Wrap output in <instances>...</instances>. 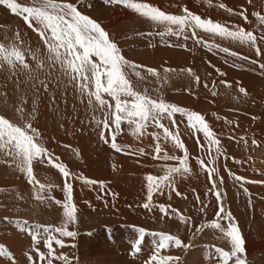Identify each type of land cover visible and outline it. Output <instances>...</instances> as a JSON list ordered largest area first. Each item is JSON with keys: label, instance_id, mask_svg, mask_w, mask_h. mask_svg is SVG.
Wrapping results in <instances>:
<instances>
[{"label": "rangeland", "instance_id": "rangeland-1", "mask_svg": "<svg viewBox=\"0 0 264 264\" xmlns=\"http://www.w3.org/2000/svg\"><path fill=\"white\" fill-rule=\"evenodd\" d=\"M17 2L23 6L33 5V0ZM68 2L76 4L83 14L100 23L110 38L118 43L122 54L128 60L151 67L159 73L160 78L157 79L148 76L147 72L141 69V74L146 77L143 81L134 75L130 76L138 90L147 89L153 98H162L166 102L204 115L211 130L220 140L221 151L224 153L214 165L218 170L214 177L223 178V184L217 179V186L222 191L224 207L231 211L238 223L245 245L253 247L251 252L246 250L247 264H264V183L244 184L251 194L249 197L235 181L234 176L229 175L230 171L245 180L264 182V69L259 67L260 63H264V55L258 57L255 49L248 45L199 30L197 35L203 41L215 44L218 48L209 51L203 44H197L191 38L184 40L166 36L161 40L156 33L162 31L163 26L154 25L129 9L105 5L103 0ZM139 2L149 3L169 14H182V7L187 6L202 18H210L229 27L240 26L257 36V44L264 51V40L260 39L264 36V25L259 24L252 15L256 11L264 14V0H252L251 4L248 0H211V6L209 0ZM221 3L236 12L240 11L241 6L246 8L248 22L238 15L218 8L217 5ZM173 27L175 29V26ZM16 30H19L26 46L32 50L39 49L42 57L46 54L43 41L37 33L28 28L21 17L11 15L6 8L0 6V42L7 43L5 37L13 36ZM148 32H151L152 36L138 35ZM188 35L190 37L191 33ZM169 44H186L187 49L168 46ZM220 47L228 48L230 52L237 53V56L220 52ZM27 59L33 69L32 78L26 71L18 70V73L13 75L7 68L0 69V114L16 118L18 114L14 112L13 106L19 105L21 98L26 100L23 104L25 116L27 117L33 108L36 109L33 126L39 130L42 142L60 158V162L76 176L83 175L89 179L103 181L106 191L116 194H105L98 186H85L77 179L71 181L73 201L78 209V223L70 225L69 230L76 231L77 235L74 239L58 237L68 245L57 247L58 254L62 252L68 255L71 264H86L87 259L93 257L94 244L91 239L94 237H139L140 229L145 230V237H159L161 232L186 237L184 240L187 241L184 242L190 247L195 240L191 241L192 239L187 237H195L196 240L201 237H224L218 230L210 227L205 228L203 232H196V227L201 223H210L217 211L215 197L212 194L205 196L211 186L207 172L202 171L197 163V158H202L205 162L209 159L208 146L204 144L201 133L194 136L187 127V121L179 114L175 117L178 128H173L168 120L162 121L172 132H179L188 150L191 173L175 178V188L183 194L182 196L178 197L174 191L166 189L163 195H154V206L151 209H145L142 205L146 202L147 195L146 175H162V165L177 166L178 162L153 159L156 141L151 135L135 138L128 131L126 124L122 125L124 131L117 136L116 141L124 147V152H115L100 140V128L95 124V119H104V112L98 108L94 110L88 105L87 98L81 97L74 83L68 82L59 66L46 65L45 69L39 70L30 56ZM251 60L258 63L252 64ZM165 69L171 71L165 72ZM188 69L195 75H189ZM216 69L226 75H218ZM196 76L200 78L199 84L195 82ZM40 80L48 84L47 91L39 83ZM222 80L227 81L231 87L221 84ZM205 83L207 87L204 86ZM240 87L246 89L247 95L239 92ZM213 92L216 95H212ZM148 131L162 132L154 128H149ZM197 137L200 143L204 144L203 149L198 146ZM241 137H244L247 143L241 140ZM253 140L257 141L256 145L252 143ZM160 143L164 150L161 156L164 152L168 155H183L171 142L161 140ZM141 149L143 155L126 154L139 153ZM211 155H215L214 150ZM9 159L0 153V160ZM33 168L37 180L52 184L54 187L51 189V195L63 201L64 178L58 170L46 162H34ZM41 194L45 197L48 195L47 191ZM197 194L203 203H197ZM34 195V189L27 182L24 173L16 169L14 164L0 163V244L6 245L11 251L16 264H29L26 253H31L34 258L36 256L32 251L30 232L26 231L24 226L30 225L31 231L35 232L37 229H33L34 226H59L62 221L61 206L47 199L40 202ZM205 204L207 208L202 213L200 208ZM159 205H170V213L171 209H177L184 216L191 217L192 227L180 223L179 217L174 214L171 218L163 216L165 222L159 224L154 218H162ZM221 224L227 226L224 221H221ZM36 247L46 252L43 242ZM230 250L228 248V251ZM0 264L11 262L5 257L0 258ZM54 264L61 262L54 261Z\"/></svg>", "mask_w": 264, "mask_h": 264}, {"label": "snow or ice", "instance_id": "snow-or-ice-1", "mask_svg": "<svg viewBox=\"0 0 264 264\" xmlns=\"http://www.w3.org/2000/svg\"><path fill=\"white\" fill-rule=\"evenodd\" d=\"M105 5L121 6L151 21L154 25L163 26V30L157 32L161 40L166 36H174L187 40L191 38L197 44H203L209 51L218 48L217 45L203 41L197 31L209 33L219 36L223 39L239 42L255 49V54L259 57L264 55V51L257 44V36L252 31H246L244 28L232 25L214 22L210 18H202L199 14L193 13L187 6L182 7V14H169L161 10L159 7L149 3L139 2V0H103ZM251 4L252 0H248ZM211 6V0H209ZM0 6L6 8L11 15L21 17L28 28L32 29L43 41L46 54L42 57L40 50H32L25 45L21 38L19 30H16L11 37H5L6 42H0V69L7 68L11 74L16 75L18 70L26 71L32 78L33 69L28 62L27 57L30 56L36 63L39 70L48 67L59 66L62 74L67 77L69 83H74L75 88L81 97L87 98V103L94 110L98 108L104 112V119H95V124L100 128L99 138L103 143L109 145L117 153L124 152V147L119 145L117 136L124 129L122 125L128 126V131L132 136L139 139L145 135H151L155 145V155L153 159H162L164 161H177V166H161L162 175L148 174L146 180V202L142 207L151 209L153 205V197L156 193L164 194L165 190H171L178 197L183 194L175 188V178L177 176L184 177L191 173L189 166V154L184 142L181 140L179 132H172L170 128L162 123L163 120L171 122L173 128H178L176 115L183 117L187 121V127L195 136L201 133L204 144L208 146L209 159L205 162L202 158H197L202 171L207 172L208 183L211 185L205 193V196L212 194L216 200L217 211L210 223H201L196 227V232H203L205 228L210 227L218 230L230 243V251H226L219 247L214 249L218 254L220 264H247L245 240L230 210L224 207L223 195L221 189L217 186V179L223 184L222 177H214L218 172L214 167L216 160L224 155L221 151L220 140L211 130L209 124L205 120L204 115L196 111L188 110L176 104L166 102L162 98H153L149 95L147 89L138 90L137 85L133 83L130 76H135L138 80L146 79L141 74V69L147 72L148 76L159 79V73L144 65L128 60L123 54L118 43L110 38L109 33L101 26L100 23L83 14L78 6L68 0H33L32 6H23L17 0H0ZM232 15H238L245 22H248L247 9L241 6L239 12L227 7L223 3L217 5ZM259 24L264 25V14L260 11L253 12ZM175 26V29L174 27ZM6 27V26H5ZM191 33L189 37L188 33ZM144 36H152L151 32L138 34ZM264 40V36L260 37ZM155 46V45H150ZM173 47H184L185 45H172ZM220 52L228 53L231 56H237V53L230 52L228 48H219ZM239 59L248 60V57H238ZM252 64L258 63L256 60L250 61ZM214 67V66H213ZM259 67L264 69V63H260ZM171 71L165 69V72ZM189 75L194 76L191 69L187 70ZM218 75L225 76L226 73L216 69ZM195 82L199 84L200 78L195 77ZM39 83L48 89V84L44 80ZM226 87L231 85L222 80L220 82ZM208 85L205 83L204 85ZM187 91V90H186ZM239 92L247 95L246 89L239 88ZM212 95H216L215 92ZM6 97V94H5ZM105 97L110 98L106 99ZM54 99V97H53ZM111 101V102H110ZM26 100L21 98L19 105H14L13 110L17 115L16 118H9L4 114H0V153L9 160H0V163L9 165L14 164L15 168L24 173L27 182L34 189V198L40 202L45 199L54 202L62 207V221L59 226L40 225L35 232H31L32 251L35 252V258L31 253H26L29 264H54L59 261L61 264H71V258L64 253H57L56 248H63L65 244L61 238L74 239L77 235L76 231L69 230L70 225L78 223V209L73 201V185L71 181L77 179L85 186H98L101 192L115 196V193H108L106 185L103 181L86 178L83 175H74L69 171L60 158L50 151L41 140V133L33 126V120L36 118V109L25 116L23 104ZM255 119V117H254ZM231 123V122H229ZM102 125V127H101ZM149 128L159 129L161 131L149 132ZM232 138V137H230ZM245 140L244 137L240 138ZM171 142L172 145L179 149L183 155H168L167 152L161 156L163 148L160 141ZM245 143L247 141L245 140ZM254 145L257 141L253 140ZM198 146L203 149L204 144L200 143L197 137ZM67 147V146H65ZM215 155H211L212 151ZM132 155H143L141 149L139 153H126ZM34 162L52 166L64 178L62 191L64 193L63 201L55 199L51 195L52 184L41 183L34 175ZM230 176H234L236 182L244 189L249 197L251 194L244 187L246 183H264L258 181L245 180L239 175H235L229 171ZM47 191L45 197L41 193ZM197 203H203L199 195L196 196ZM251 204V199H249ZM159 211L163 216L174 214L179 217L180 223L192 227L191 217L184 216L177 209H169L171 206L159 205ZM207 205L200 208V212H205ZM221 221L226 222V227L222 226ZM26 223V222H25ZM35 227V226H34ZM58 234V235H57ZM159 240L153 246L152 254L146 264H179L180 257L174 255H161V252L168 250L170 247L177 249L190 247L176 235L159 233ZM61 237V238H58ZM145 237V230H139V239L135 242L134 254L142 251V243ZM43 242L46 252L36 247ZM54 245L56 247H54ZM74 247V245H71ZM8 258L11 264H16L15 257L6 245L0 244V258Z\"/></svg>", "mask_w": 264, "mask_h": 264}, {"label": "bare ground", "instance_id": "bare-ground-1", "mask_svg": "<svg viewBox=\"0 0 264 264\" xmlns=\"http://www.w3.org/2000/svg\"><path fill=\"white\" fill-rule=\"evenodd\" d=\"M154 218L159 221V224L165 222V217L156 216ZM29 226H24V229L31 233L32 227ZM33 229L38 228L33 227ZM7 230L12 231L11 229ZM18 231L16 232L18 233ZM179 238L183 242L187 241L184 240L186 237ZM187 238L192 239L191 241L195 240L191 247L187 249L170 247L168 250L162 251L161 255L179 256V264H220L217 261L218 254L215 253L214 249L216 247L226 251H228V248L230 249V243L224 237H201L198 240L195 237ZM138 239L139 237H94L91 239V243L94 244L93 257L87 259L86 264H146V261H148L152 254L153 246L158 242L159 237H144L141 245L142 251L134 254L133 246ZM245 247L248 252H251L253 249V247L251 248L247 245Z\"/></svg>", "mask_w": 264, "mask_h": 264}]
</instances>
